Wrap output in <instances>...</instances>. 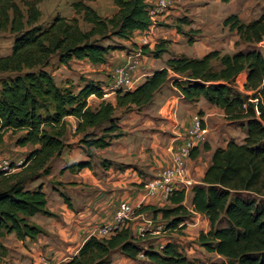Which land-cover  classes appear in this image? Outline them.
I'll list each match as a JSON object with an SVG mask.
<instances>
[{
    "label": "trees",
    "instance_id": "trees-1",
    "mask_svg": "<svg viewBox=\"0 0 264 264\" xmlns=\"http://www.w3.org/2000/svg\"><path fill=\"white\" fill-rule=\"evenodd\" d=\"M111 1L116 9L110 16H100L82 1L73 3L76 15L89 25L82 29L77 16L56 14L47 25L38 24L41 11L35 0H0V31L13 35L10 51L0 54V74L5 75L0 78V144L9 132L19 134L15 145L31 146L22 170L8 176L0 172V248L8 234L24 240L44 233L29 221L35 214L56 216L46 208L43 185L28 188L25 183L49 175L52 159L71 147L64 139L66 116L77 119L74 133L82 134L78 142L88 158L65 165L61 171L90 168L89 149L105 148L123 135L115 111L151 103L156 91L169 81L185 100L203 98L221 108L226 120L246 129L241 142L230 139L213 150L202 183L191 188L192 209L204 215L209 225L197 240L222 259L207 263L189 259L173 242L159 249L145 247L125 227L109 237L88 236L77 253L61 264H111L115 251L130 259L142 255L154 264H264V56L256 47L264 42V10L248 22L235 13L222 20L223 27L238 35L235 44L243 43L244 49L231 54L213 49L200 57L171 54L163 67L135 87L116 89L113 104L103 97L100 81L84 79L78 87L71 82L58 84L49 69L53 58L57 66L72 60L105 63L115 49L114 38L129 39L134 31H145L154 24L146 0ZM178 21L191 22L186 16ZM176 29L186 35L195 31L190 28L185 33L179 24ZM188 41L192 42L191 37ZM168 44V40L158 39L152 46L145 43L138 48L159 59L168 53ZM243 71L242 92L235 80ZM90 95L100 99L94 108L88 103ZM100 164L103 168L117 165L105 158ZM59 195L71 207L69 198L62 192ZM184 198V189L175 190L168 197L169 205H140L136 212L151 209L154 215L161 213L167 228L181 231L190 216Z\"/></svg>",
    "mask_w": 264,
    "mask_h": 264
},
{
    "label": "crops",
    "instance_id": "crops-1",
    "mask_svg": "<svg viewBox=\"0 0 264 264\" xmlns=\"http://www.w3.org/2000/svg\"><path fill=\"white\" fill-rule=\"evenodd\" d=\"M183 1L187 0H171L169 6L159 8L156 5L157 0H146L150 7L153 6L152 8L155 11L153 15L154 24L156 23L155 18H162L166 23L174 22L173 25H176L175 18L181 14L178 4ZM228 3L230 4V8L228 12L224 13L225 16L235 13L244 22H248L257 16H251L253 14L252 11H249L248 16L243 15L241 7L231 5V0ZM200 11L201 9L196 10L194 13L193 11H183V16L187 18L190 16L188 19L191 22L190 24H181L177 19L179 25H186L188 29L199 30L201 22L206 21L196 19ZM154 24L149 29L142 31V33L150 32ZM202 34L198 33V35ZM229 35L231 37V45L239 40L238 35L234 31H229ZM164 38H167L166 40L168 41L170 40L168 53H165L167 57L162 60V57L159 58L161 62L150 71L142 73L140 77L138 68L131 63L130 56L126 58L127 63L133 65L132 69L129 70L131 80L134 82L133 87L141 83L144 77L149 75L153 70L163 67L164 60L171 54L200 57L208 51L215 49L207 50L201 54H195L192 51L190 54L184 49V46L177 48L178 42H181L178 33H173L172 37ZM258 45L264 47V42L258 43ZM256 47L258 49L257 45ZM258 50L263 53L262 49ZM172 51L174 53H171ZM235 51L233 49L232 52L227 53L231 54ZM76 61L82 62L87 60ZM88 64L94 68H106L107 70L113 66V62L110 60L102 64H92L90 62ZM133 68L137 69L133 70ZM104 74L109 75V72L107 71ZM104 74H101L102 78L105 77ZM245 75L246 72L243 71L235 80L236 87L242 92L244 91ZM88 78L95 81L103 80L94 77ZM82 83L80 81V85ZM102 87L104 88L103 85ZM107 100L114 104L115 94ZM93 101H95L94 105L91 103ZM99 102L100 99L94 95L88 97V103L92 108L96 107ZM115 115L119 117V130L122 131L123 135L113 139L112 143L105 148L91 147L89 149L92 153L90 168L61 171V168L65 165L88 158L80 143H78L82 134L74 133L77 119L73 116L65 117L66 133L64 139L66 143L73 145L65 149L61 156L58 157V164L53 167L51 173L48 175V178L56 181V186L51 185L49 192L47 191L46 184L43 186L47 200L46 208L55 213L56 216L51 217L38 213L29 218L31 223L40 226L44 230V233L39 234L35 239L26 238L18 240L14 234H8V237L14 236L19 244H27L26 247L23 246L20 250H23L28 258L34 260L33 264H37L38 260L61 264L76 254L83 241L93 234L92 229L97 224L109 223L112 220L120 201L126 200L133 205H151L153 207L169 205L168 199L162 200L159 197L154 199L148 198L143 185L148 179L156 176L163 167L171 163V148L181 144L187 138V132L192 125L194 116H198L201 119V127L205 130V140L192 150L193 155H191L188 163L190 184L185 190L183 205L189 211V219L191 221L187 222L186 220L185 228L181 231L187 232L190 225L192 230H196L194 232L198 233L206 231L209 228L207 218L200 213L194 212L192 209L191 188L196 184L202 183V178L210 164L213 150L217 147H224L230 139L241 142L246 136L245 127L239 122L226 120L221 108L203 98L195 102L185 100L182 94L169 81L156 91L151 103L140 108H133L130 111H124L123 108H120L115 111ZM91 129L88 128V130ZM236 132L241 133L239 139L234 137ZM8 133H5L4 138ZM103 158L120 164L121 168L113 166L103 168L100 164V160ZM59 192L64 193L69 198L71 207H68L59 195ZM48 195H51L50 200H48ZM148 223H151L150 227H153L158 223H166V221L162 219L161 213L154 215L151 209H146L139 213L136 212L128 228L137 241L159 249L158 247L161 244L166 243L163 242L162 237H170L168 232L171 230L167 231L166 234H154L150 231L142 232L141 229ZM169 233L173 234L172 231ZM177 236L179 239L187 238L183 233ZM140 257L143 256H139L138 258ZM138 258L132 260H138ZM111 264H115V262H111Z\"/></svg>",
    "mask_w": 264,
    "mask_h": 264
},
{
    "label": "rangeland",
    "instance_id": "rangeland-1",
    "mask_svg": "<svg viewBox=\"0 0 264 264\" xmlns=\"http://www.w3.org/2000/svg\"><path fill=\"white\" fill-rule=\"evenodd\" d=\"M37 3L38 8L41 11V16L38 20V24L43 26L47 25L52 18L58 14L64 17H72L77 16L79 18V25L82 29H87L89 25L81 20L79 15H76L73 3L77 1H82L85 4L90 5L91 7L95 8L97 13L100 15H111L112 12L115 10V7L112 6V2L110 0H35ZM179 11L180 16H177L176 25L179 24L177 21L178 17L183 16V11H193V13L201 9L198 13L196 19H200L201 26L199 30H195L193 32H188L189 35L181 34L177 32L176 25H173L174 22L166 23L164 19L155 18L156 23L152 30L148 33L142 32H134L129 39L121 40L118 38H114L112 40V45L115 46V49L110 51L108 60L113 62V66L110 67L109 70L106 68H94L92 65H89L87 61L78 62L73 60L69 62L66 66H57L55 62V58L51 60V65L49 67L50 71L53 74L55 81L58 84L64 82H71L74 86H79L80 81L84 79H89L88 77L94 78H101L103 80H98L102 83L104 88H106V93L114 85V75L113 70L114 68L126 64V58L130 56L131 63L136 65L138 68L139 77L142 73L150 71L154 68L155 65L159 64L161 61L160 59H155L151 55L143 54L140 52L138 47L142 44L148 43L152 46L158 39H167L164 37H172L173 33H178L180 35V41L178 42L177 48L185 47L184 49L191 54L193 51L195 54H201L210 49H219L221 53L232 52L238 49H244L245 45L243 43L239 44H232L231 45V37L229 35V30L227 27H223L222 20L225 16L224 13L228 12L230 8V4L227 2H221L220 0H187L183 2H179ZM231 5L235 7H241L243 10V15H249V11H252L253 14L251 16L258 15L260 12L264 10V0H231ZM153 7V6H152ZM195 15V14H194ZM190 16H188L189 18ZM242 20V18H241ZM185 33H187L188 28L186 25L181 26ZM198 33H203L202 35H198ZM228 33V34H227ZM191 37L192 42L188 41V38ZM13 35L10 34L8 31H0V54H7L10 51V47L12 44ZM170 41V40H169ZM258 49H262L263 56H264V47L256 44ZM171 53H174L172 51ZM167 57V54H164L161 58L164 59ZM131 66V64H130ZM137 68H133L137 69ZM109 72V75H105V72ZM112 73V74H110ZM101 74H104L105 77L102 78ZM4 74H0V78L4 77ZM136 79V77H135ZM76 87V88H77ZM111 96L106 97L109 99ZM94 102H91L94 105ZM99 134V131L96 132ZM17 135H11L8 133L3 142L0 144V157L8 158L12 164V170L7 173V176L11 173L16 171H20L23 169L21 167V163L25 154L31 149V146L19 147L15 145V138ZM235 138H240L241 133L236 132L234 134ZM79 143V142H78ZM71 144V143H70ZM73 144H71L72 147ZM86 154V153H85ZM92 158V157H91ZM58 157H55L50 162L51 164V171L54 166L58 164ZM101 161V160H100ZM115 163V162H114ZM117 165H113V167L121 168L120 164L115 163ZM20 167V168H19ZM19 168V169H17ZM50 171V173H51ZM49 176H41L38 179H27L25 186L28 188H35L37 185L46 184L47 191L49 192V188L51 185L56 186V181L53 179L51 180L48 178ZM51 199V195H48V200ZM58 218V217H57ZM191 221L188 217L187 222ZM199 222V221H198ZM105 224V223H102ZM102 224H97L92 231H95L100 227ZM208 230V229H207ZM206 230V231H207ZM172 231V230H171ZM169 231V232H171ZM196 230H192V227L188 228L187 232L182 231H172L173 234L169 233L170 237L168 238L169 242L175 243L179 250L189 259H194L200 262H212L218 261L222 258L215 254L207 252L198 242L197 237L198 234L201 232H194ZM185 235L187 238L179 239L177 236L178 234ZM163 238V237H162ZM166 238V237H165ZM3 247L0 248V264H33L34 260L32 258H28L27 255L20 250L21 247H26L27 244H19L14 236L8 237L6 235L1 240ZM143 246H147L144 242H141ZM44 260H38L37 264H53L50 262L45 263ZM112 262L115 264H154L149 262L147 259L140 257L138 260H132L124 257L118 251L113 252L112 254Z\"/></svg>",
    "mask_w": 264,
    "mask_h": 264
},
{
    "label": "built area",
    "instance_id": "built-area-1",
    "mask_svg": "<svg viewBox=\"0 0 264 264\" xmlns=\"http://www.w3.org/2000/svg\"><path fill=\"white\" fill-rule=\"evenodd\" d=\"M170 2L171 0H157L156 5L159 8H165L169 6ZM149 13L153 19L155 11L152 7L149 8ZM132 67V64L130 66V64L127 63L114 69V85L108 93H106L107 89L103 88L105 91L103 95L104 98L109 97L112 93L115 94L116 89L127 90L133 88L134 82H132L129 72ZM204 140L205 130L201 127V119L198 116H194L192 119V125L187 132V138L181 144L171 148V163L163 167L156 176L148 179L144 183L143 186L148 198L154 199L159 197L162 200H167L173 191L181 189L186 190L190 184V179L188 178V163L191 158L192 150ZM12 169L11 161L8 158L0 157V172L7 174ZM139 207L140 204L133 205L126 200L120 201L113 214L112 220L109 223L100 225L96 232L93 231L92 235L100 238L109 237L121 228L128 227ZM150 226L151 223L146 224L141 231H150L154 234H166L167 231L170 230L166 227L165 223H158L153 227ZM168 238L169 237L164 236L163 242H169L167 241ZM164 244H161L158 248H161Z\"/></svg>",
    "mask_w": 264,
    "mask_h": 264
}]
</instances>
